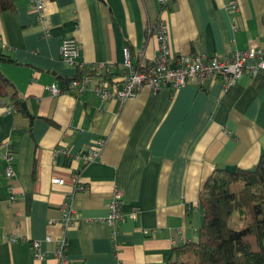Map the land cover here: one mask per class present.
I'll use <instances>...</instances> for the list:
<instances>
[{"label": "crops", "instance_id": "obj_1", "mask_svg": "<svg viewBox=\"0 0 264 264\" xmlns=\"http://www.w3.org/2000/svg\"><path fill=\"white\" fill-rule=\"evenodd\" d=\"M11 1L0 13V75L9 82L0 156L10 153L12 170L6 179L0 159V264H56L52 241L62 235L60 207L74 187L66 264H166L174 248L196 239L204 181L218 166L253 168L264 153V74L225 91L219 79H193L174 91L143 86L127 101L100 102L92 85L79 96L67 90L80 73L61 63L60 40L74 39L85 65L113 72L124 49L135 68L151 65L157 20L172 55L264 51V0H171L165 8L156 0H46V35L28 0ZM47 86L61 93L52 97ZM13 95L25 112H5ZM100 141L98 156L82 165L77 157ZM56 147L64 154L54 158ZM114 191L123 218L109 227Z\"/></svg>", "mask_w": 264, "mask_h": 264}, {"label": "built area", "instance_id": "obj_2", "mask_svg": "<svg viewBox=\"0 0 264 264\" xmlns=\"http://www.w3.org/2000/svg\"><path fill=\"white\" fill-rule=\"evenodd\" d=\"M171 0H156L158 7L165 8ZM30 8L34 14V21L42 27L44 35L49 30V20L44 15L43 10L46 0H28ZM156 39V49L151 65L147 69L140 70L135 68L129 61L127 50H123V62L119 72H113L112 65H100L97 67L87 66L79 60V46L72 38H62L60 40L58 54L61 63L65 66L75 69L77 72L97 70L99 73L110 71L106 77L83 75L73 78L69 82V90L73 95L79 96L89 90L100 102H124L132 99L143 86H147L151 92L160 89H169L171 91L186 85L189 80L193 79H219L222 84V90L225 91L234 85L242 76L248 78L264 74V51L258 48L249 49L242 52H235L230 57L214 58L204 57L201 55H172L168 51L167 38L165 35V25L162 21L157 22L152 27ZM50 96L56 97L61 92L53 86L43 88ZM6 113H13L11 107L5 108ZM102 141L98 142L99 148L90 150L87 154L77 157L82 165L87 164L99 154ZM61 147L53 150V157L63 155ZM5 163L3 174L6 179L12 176L11 155L6 152L0 156ZM75 179L71 180L74 184ZM54 185H63L61 178L54 177L51 179ZM76 191L75 187L70 192L65 193L64 202L60 207L59 224L62 235L54 239L49 238L47 242H53L55 246L56 264H66L65 259V238L63 233L72 225L74 212L70 206L72 195ZM14 195L8 196V201H15ZM123 218L120 211V194L117 191L112 193V199L107 204V216L103 222L107 226L121 221ZM13 241V239H9ZM32 256L39 260L38 245H30Z\"/></svg>", "mask_w": 264, "mask_h": 264}, {"label": "trees", "instance_id": "obj_3", "mask_svg": "<svg viewBox=\"0 0 264 264\" xmlns=\"http://www.w3.org/2000/svg\"><path fill=\"white\" fill-rule=\"evenodd\" d=\"M11 0H0V13L11 11ZM0 57L4 56L0 53ZM81 76L110 75L90 70ZM9 82L0 75V99ZM11 108L21 113V101L10 97ZM253 172L236 169L233 175L217 171L201 188L198 203L202 224L193 242L174 248L166 264H264V153ZM233 212L242 217L237 231L229 223Z\"/></svg>", "mask_w": 264, "mask_h": 264}, {"label": "water", "instance_id": "obj_4", "mask_svg": "<svg viewBox=\"0 0 264 264\" xmlns=\"http://www.w3.org/2000/svg\"><path fill=\"white\" fill-rule=\"evenodd\" d=\"M3 61H5V59L4 58H2V57H0V62H3ZM23 112H25V110H24V106L22 105V109H21ZM142 156H143V158L145 159V157H147L146 156V154L145 153H142ZM217 170H219V171H223V172H226V173H228V174H231V175H233L234 173H235V167H233V166H218L217 167ZM253 168H250V169H248L247 171L248 172H253Z\"/></svg>", "mask_w": 264, "mask_h": 264}, {"label": "rangeland", "instance_id": "obj_5", "mask_svg": "<svg viewBox=\"0 0 264 264\" xmlns=\"http://www.w3.org/2000/svg\"><path fill=\"white\" fill-rule=\"evenodd\" d=\"M229 225L230 227L233 226L234 228H236L237 231L241 230L242 217L240 218V216H238L236 212H233Z\"/></svg>", "mask_w": 264, "mask_h": 264}]
</instances>
